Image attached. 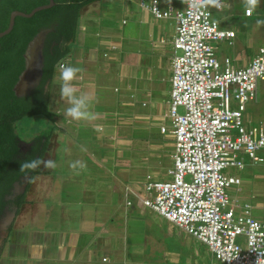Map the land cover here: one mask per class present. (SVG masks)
I'll use <instances>...</instances> for the list:
<instances>
[{"label":"crops","instance_id":"1","mask_svg":"<svg viewBox=\"0 0 264 264\" xmlns=\"http://www.w3.org/2000/svg\"><path fill=\"white\" fill-rule=\"evenodd\" d=\"M159 1L163 10L183 8L180 0ZM231 6L229 2L222 13ZM253 8L257 9L247 4L240 15L253 18ZM247 9L254 11L250 18L245 16ZM164 22L171 40L163 35ZM228 31L236 33L235 40L239 38L236 30ZM175 35L174 20L155 19L139 0H106L83 10L78 38L64 63L81 69L74 84L78 96L90 98V115L79 121L66 116L69 105L59 95L58 69L50 90L51 103L56 105L52 110L55 123L48 122L54 131L50 143L54 165L64 140L72 173L64 183L75 193L60 197L63 188L59 179L52 178L55 167L48 172L43 163L45 175L38 177L49 178L52 190L33 203V215L27 213L18 228L10 229L0 264H221L206 245L143 206L135 196L145 197L149 176L171 180L168 172L173 167L175 142L164 107H170ZM239 44L234 51H223L219 59L230 58L237 68L248 66L259 51L252 53L251 44L246 48ZM156 120H162L158 126ZM162 128H168L167 133ZM169 134L171 147L165 144ZM263 166L250 163L240 172ZM258 177L254 175L263 179ZM252 183L250 177L242 179L241 187ZM259 188L251 197L235 198L249 203L254 217L256 209L263 207L253 205L264 200V187ZM56 208L59 216L52 218ZM21 212L18 217L23 216Z\"/></svg>","mask_w":264,"mask_h":264},{"label":"built area","instance_id":"2","mask_svg":"<svg viewBox=\"0 0 264 264\" xmlns=\"http://www.w3.org/2000/svg\"><path fill=\"white\" fill-rule=\"evenodd\" d=\"M139 1L155 19L176 25L169 102L175 150L171 180L149 176L145 197L135 196L206 245L221 264H264V222L253 216L249 203L231 196L242 179L224 174L245 170L246 157L253 166L264 164V124L244 121V108L258 101L259 83H264V47L243 68L218 58L217 46H232L236 39L214 17L230 0H180L182 9L168 10L159 0ZM253 14L247 9L245 16Z\"/></svg>","mask_w":264,"mask_h":264},{"label":"trees","instance_id":"3","mask_svg":"<svg viewBox=\"0 0 264 264\" xmlns=\"http://www.w3.org/2000/svg\"><path fill=\"white\" fill-rule=\"evenodd\" d=\"M106 0H54L56 6L37 13L31 19L18 17L13 32L1 39L0 52V214L9 195L21 179H29L27 189L16 206L18 213L28 204V194L34 180L45 175L43 162L49 151L54 131L48 129L31 135L33 147L23 153L27 131L21 129L26 122L37 120L55 123L51 110V83L59 66L72 54V44L77 40L83 10ZM49 0H0V33L10 25L13 12L31 14L35 9L49 5ZM51 30L44 45V70L39 86L26 97H17L14 88L25 71V53L29 44L43 30ZM29 131V130H28ZM30 159L42 161L37 169L21 170V164ZM1 257V255H0Z\"/></svg>","mask_w":264,"mask_h":264},{"label":"rangeland","instance_id":"4","mask_svg":"<svg viewBox=\"0 0 264 264\" xmlns=\"http://www.w3.org/2000/svg\"><path fill=\"white\" fill-rule=\"evenodd\" d=\"M232 3L231 9L227 10L224 13H218L216 11H214V15L216 20L220 21V23L222 24L223 28L226 30H236L237 33L239 34V38L237 40H235V45L234 46H228V43H223L220 45L219 47V58H221L222 56V52L226 51L227 53H229V51H234L235 49H237V47L239 48L241 45L239 44V42L241 44H243L244 48L249 47L251 44V47L249 48V50L252 53H255L256 51H259L262 47H264V2L263 0H255V2L252 4L253 7H256L257 9L255 10V15L253 18L251 19H247L244 18L240 15V11L242 8H244L248 3V0H243V3H237L236 0H231L230 1ZM261 2H263L262 6H261ZM167 22L163 23V35L165 36V38L169 39V33H170V29L167 26ZM155 28V27H154ZM171 40V38L169 39ZM251 41V42H250ZM239 50V49H238ZM260 87H259V99L257 102H251L248 103L246 105V107L244 108V112H245V116H244V121L246 123V125H248L249 123L251 124V126H258L261 122L264 123V83H259ZM170 90V89H169ZM55 103L54 101L51 103V110H55ZM234 108L240 109V107L237 104H234L233 106ZM170 110V107L165 106L164 107V113L168 114ZM185 111L183 109H180V114H184ZM162 120H156V122H154L156 124V126H158V124H160ZM49 123L47 121H44V119L42 118H38L37 120H33V121H29L26 122L24 125L21 126V129L24 131H27V135L24 136L26 139V142L31 143V141L33 140V136L34 135H38L41 134L42 132L46 131L48 129L47 125ZM168 126H172V123L169 121ZM168 129V128H167ZM29 130V131H28ZM172 129H170L171 131ZM34 134V135H33ZM237 134V132H234V135ZM33 135V136H31ZM173 143V138L172 136L169 134L167 135V141H166V145H172ZM55 147V145H53ZM61 151L59 152L58 155V159H57V163L56 165H54L55 169L52 170L53 174L52 178H56L59 179L61 188H63L61 196L60 197H64L65 195H68L70 193H75V191H72L69 189V187L66 189V185L64 183L66 177H70V175L72 174L71 172H68L69 167L67 166V157H66V143L63 140L61 142ZM171 149V148H169ZM52 150V152H51ZM54 149H51L49 147V151L46 154L45 157V162L48 160H55V155H54ZM168 150V149H167ZM264 155V154H263ZM88 160V159H85ZM246 164L249 165L251 162L249 161V159L246 157L245 158ZM48 172L49 170H51V167L45 168ZM226 175H233V176H239L241 177V179L245 180L248 177H250V179L253 181L251 187H246L245 185L243 187H240L239 189L242 190V192H239V189H234L231 191V196L233 198L239 197V198H244V197H251L253 196L254 192L256 191V188L258 190H260L259 186L264 187V166L263 167H259V168H248L246 170V172H240L237 170H227L225 171ZM255 176H260L263 177V179L261 178L260 180H258L257 178H254ZM258 177V178H260ZM169 180V179H166ZM49 178H41L38 177L33 184L31 185L29 194H28V203H31V205H26V207L24 208V213L21 212V214L23 213V216H19L16 215V218L14 220L13 223H11V225L13 224V226H11L12 228H18L19 224H21V219H26V215L27 213L30 215H33V213L35 212V207H33V203L35 202H39V199L43 196H45V193H49L52 189L51 186L49 185ZM246 183V181H245ZM256 187V188H255ZM21 189H24V187L22 186ZM73 189V188H71ZM24 191H26V188L24 189ZM55 190H53V192H55ZM61 191V190H60ZM58 196V194H57ZM262 205L263 207L261 209H256L255 211V218L256 219H260L264 221V200H258V202L253 201V205ZM26 212V213H25ZM57 213V208L55 209V211H53L51 213L52 218H56L57 216H59ZM51 218V219H52ZM50 224V223H49ZM30 225L26 227V229H30ZM1 244V243H0ZM8 246V245H7Z\"/></svg>","mask_w":264,"mask_h":264},{"label":"water","instance_id":"5","mask_svg":"<svg viewBox=\"0 0 264 264\" xmlns=\"http://www.w3.org/2000/svg\"><path fill=\"white\" fill-rule=\"evenodd\" d=\"M49 2H50L49 5L35 9L31 14H25L18 11L12 13L9 28L6 31L0 33V52H1V39L10 35L13 32L16 25V19L18 17L31 19L37 13L50 10L56 6L54 0H49ZM50 32L51 30L49 29L43 30L29 44L25 53V61H26L25 71L20 76L19 81L14 88L17 97L21 98V97L29 96L41 83L43 78V70H44V45H45L46 37ZM25 188H27V186Z\"/></svg>","mask_w":264,"mask_h":264},{"label":"clouds","instance_id":"6","mask_svg":"<svg viewBox=\"0 0 264 264\" xmlns=\"http://www.w3.org/2000/svg\"><path fill=\"white\" fill-rule=\"evenodd\" d=\"M255 0H248L249 5H252ZM81 69L79 67L64 65L59 66L58 79L60 81L59 95L62 100H65L69 105L65 114L72 120L79 121L87 118L90 114L88 112L90 98L87 95H77L74 82L78 79V74ZM42 161L40 159H30L21 164V170L25 169H37L40 167ZM45 167H51L54 165V161H44Z\"/></svg>","mask_w":264,"mask_h":264},{"label":"flooded vegetation","instance_id":"7","mask_svg":"<svg viewBox=\"0 0 264 264\" xmlns=\"http://www.w3.org/2000/svg\"><path fill=\"white\" fill-rule=\"evenodd\" d=\"M33 147V144L31 143H22L21 144V151L23 153H27L31 151ZM28 179H21V183H16L14 185V188L12 192L5 197V202L7 203L6 206L4 207L2 213L0 214V255L2 256L6 245L7 241L9 240V234H10V229L12 228L13 224L11 223L14 222L16 215L18 213L17 209V200L18 198L24 194V189L28 184ZM24 187V189H21V187ZM27 189V188H26Z\"/></svg>","mask_w":264,"mask_h":264}]
</instances>
